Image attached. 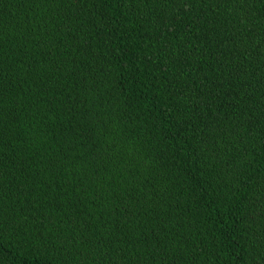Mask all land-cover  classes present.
Here are the masks:
<instances>
[{
  "label": "trees",
  "instance_id": "16d2710c",
  "mask_svg": "<svg viewBox=\"0 0 264 264\" xmlns=\"http://www.w3.org/2000/svg\"><path fill=\"white\" fill-rule=\"evenodd\" d=\"M0 264H264V0H0Z\"/></svg>",
  "mask_w": 264,
  "mask_h": 264
}]
</instances>
